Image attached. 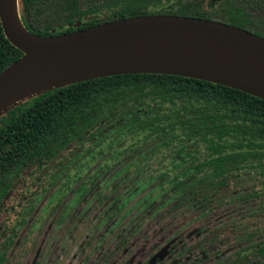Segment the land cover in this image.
I'll use <instances>...</instances> for the list:
<instances>
[{"label": "flooded vegetation", "instance_id": "flooded-vegetation-1", "mask_svg": "<svg viewBox=\"0 0 264 264\" xmlns=\"http://www.w3.org/2000/svg\"><path fill=\"white\" fill-rule=\"evenodd\" d=\"M107 124L41 166L2 147L0 264H264V168Z\"/></svg>", "mask_w": 264, "mask_h": 264}, {"label": "trees", "instance_id": "trees-1", "mask_svg": "<svg viewBox=\"0 0 264 264\" xmlns=\"http://www.w3.org/2000/svg\"><path fill=\"white\" fill-rule=\"evenodd\" d=\"M18 7L24 26L43 36L143 14H171L216 19L264 37V0H18ZM22 55L0 20V72ZM127 121L134 123L125 126L133 130L128 135L149 129L151 136L180 137L183 145L205 154V165L264 168L263 98L166 73L85 79L24 99L0 114V150L5 146L9 160L36 153L41 166L73 140L96 135L92 128L101 131L107 123L121 127Z\"/></svg>", "mask_w": 264, "mask_h": 264}, {"label": "water", "instance_id": "water-1", "mask_svg": "<svg viewBox=\"0 0 264 264\" xmlns=\"http://www.w3.org/2000/svg\"><path fill=\"white\" fill-rule=\"evenodd\" d=\"M218 1L212 0L213 3ZM0 20L6 37L23 51L19 59L0 72V99L15 82L22 67H36L42 72L53 70L55 75H72L71 79L15 101L0 114L22 100L56 86L126 73L182 75L231 86L264 99V37L223 21L185 15L143 14L43 36L24 26L18 0H0ZM80 24L79 20L76 26ZM166 38L201 39L208 41L209 46L175 54L148 48L154 41Z\"/></svg>", "mask_w": 264, "mask_h": 264}, {"label": "bare ground", "instance_id": "bare-ground-1", "mask_svg": "<svg viewBox=\"0 0 264 264\" xmlns=\"http://www.w3.org/2000/svg\"><path fill=\"white\" fill-rule=\"evenodd\" d=\"M17 16V13H16ZM18 23L19 19H18ZM209 46V42L192 38H179L157 40L149 49L161 50L166 53L175 54L186 51H194ZM72 75H55L53 70L42 72L36 67L20 68L15 82L6 90L4 97L0 99V111L15 101L30 95L40 89L58 84L64 80L71 79Z\"/></svg>", "mask_w": 264, "mask_h": 264}]
</instances>
